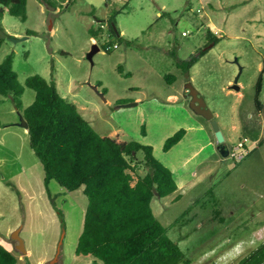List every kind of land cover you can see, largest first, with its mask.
Instances as JSON below:
<instances>
[{
  "label": "rangeland",
  "instance_id": "1",
  "mask_svg": "<svg viewBox=\"0 0 264 264\" xmlns=\"http://www.w3.org/2000/svg\"><path fill=\"white\" fill-rule=\"evenodd\" d=\"M51 1L55 7L27 0L26 21L7 10L0 19L8 36L0 64L12 54L25 87L21 111L0 95V245L16 264H94L92 256L76 255L88 206L83 189L50 182L63 224L28 132L8 126L19 124L34 102L36 93L25 83L39 75L55 81L100 136L153 147L178 189L165 198L154 194L152 210L192 264H237L264 241V0ZM209 32L219 39L216 46L208 44ZM95 45L100 50L89 60ZM200 50L207 53L188 74L177 67V60ZM237 76L240 89L234 90ZM189 83L214 114L227 149L244 143L243 160L220 154L211 123L190 107ZM130 103L136 105L121 107ZM180 129L184 139L165 152V141ZM146 173L141 164L132 184ZM15 231L25 253L12 239Z\"/></svg>",
  "mask_w": 264,
  "mask_h": 264
},
{
  "label": "trees",
  "instance_id": "2",
  "mask_svg": "<svg viewBox=\"0 0 264 264\" xmlns=\"http://www.w3.org/2000/svg\"><path fill=\"white\" fill-rule=\"evenodd\" d=\"M41 1L55 7L51 0ZM0 6V19L7 10L9 15L26 21L27 0H0ZM111 33L117 36L113 27ZM207 37L209 45L219 43L214 34L209 32ZM2 44L0 39V48ZM206 53L200 50L187 61L177 60L176 65L188 74ZM165 78L170 85L175 81L172 75ZM25 85L35 91L36 97L22 116L28 124L31 149L44 169V184L51 204L56 208L49 191L53 180L67 191L82 188L88 199L76 255L92 256L94 264L99 261L103 264H192L152 210L154 194L165 198L178 189L173 172L155 158L153 147L100 136L77 106L60 95L53 80L34 75L27 78ZM262 87L260 77L256 85L257 108L261 104ZM24 91L10 54L0 64V95L11 97L16 109L21 111ZM185 135V129L177 131L165 141L163 150H171ZM139 154L143 156L141 162H138ZM141 164L147 173L132 184V173ZM56 210L64 224L63 213ZM16 262V257L0 245V264ZM237 264H264V241Z\"/></svg>",
  "mask_w": 264,
  "mask_h": 264
},
{
  "label": "water",
  "instance_id": "3",
  "mask_svg": "<svg viewBox=\"0 0 264 264\" xmlns=\"http://www.w3.org/2000/svg\"><path fill=\"white\" fill-rule=\"evenodd\" d=\"M117 36H120V34L118 32H117ZM6 38H8V36L0 28V39H6ZM9 39L13 42H19V41L28 39V37H25L23 39H16V38H9ZM99 50H100L99 47L97 45H95L93 47V49L89 52L88 59L92 60L94 54H96ZM238 79H239V76L236 77V79L232 85V88L234 90L240 89V87L238 86ZM186 88L189 92V96L191 97L190 107H191L192 111L195 114L202 116L203 118H205L206 120H208L211 123L212 129L215 133V136H216V139H217V142L219 145L218 146L219 152L224 158L228 157L229 156V150L227 149L226 145L224 144L225 138H224L223 132L220 129L218 122L214 118V114L208 108L204 98L200 95V93L197 91V89L191 83L187 84ZM95 90H97V89L95 88ZM135 105L136 104H134V103L133 104L130 103V104H123V105H121V107H130V106H135ZM17 125L21 128L26 129V130L28 129V124L25 121V119L23 118V116H21L20 123ZM12 239H14L18 242L17 248L19 250H21L23 253H25L26 250L24 248V242L19 236V231L14 232V234L12 235Z\"/></svg>",
  "mask_w": 264,
  "mask_h": 264
},
{
  "label": "built area",
  "instance_id": "4",
  "mask_svg": "<svg viewBox=\"0 0 264 264\" xmlns=\"http://www.w3.org/2000/svg\"><path fill=\"white\" fill-rule=\"evenodd\" d=\"M118 45H113V47H108V50L117 49ZM229 150V157L236 161H241L245 158V155L248 153L247 148L245 147L244 143L239 142L237 145L233 146Z\"/></svg>",
  "mask_w": 264,
  "mask_h": 264
},
{
  "label": "crops",
  "instance_id": "5",
  "mask_svg": "<svg viewBox=\"0 0 264 264\" xmlns=\"http://www.w3.org/2000/svg\"><path fill=\"white\" fill-rule=\"evenodd\" d=\"M92 41H95L94 39H92ZM171 98H174L173 96H169L168 97V100H171ZM8 126H10V127H15V128H21V127H19L18 125H15V124H10V125H8ZM8 126L7 125H4L3 127H1L2 129H6V128H8ZM21 129H23V133H25V131H27L26 129H24V128H21ZM28 132V131H27ZM23 170V169H22ZM14 176V175H13ZM3 178V180H5V177H2Z\"/></svg>",
  "mask_w": 264,
  "mask_h": 264
}]
</instances>
